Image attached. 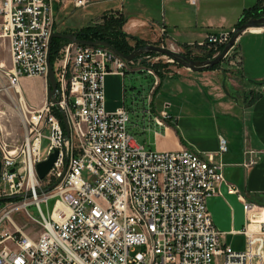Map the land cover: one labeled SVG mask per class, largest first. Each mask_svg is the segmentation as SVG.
Listing matches in <instances>:
<instances>
[{
	"label": "built area",
	"instance_id": "obj_1",
	"mask_svg": "<svg viewBox=\"0 0 264 264\" xmlns=\"http://www.w3.org/2000/svg\"><path fill=\"white\" fill-rule=\"evenodd\" d=\"M55 1L86 7L97 0H0V198L9 199L0 208V264H264V206L243 199L245 223L235 231L244 236L242 249L213 223L207 199L224 180L213 152L145 148L128 132L129 110L105 108V75L145 66L154 87L159 77L152 67L138 60L129 65L108 46L67 40L52 63L57 100L48 97ZM229 37L208 34L186 48L200 46L213 57ZM23 77L43 79L40 104L27 99ZM8 109L19 119L21 137H9ZM218 140L221 154L227 143ZM53 151L56 159L40 178L36 163ZM254 162L249 157L244 164ZM53 196L45 214L41 202ZM31 203L39 216L27 210ZM18 210L30 224L14 220Z\"/></svg>",
	"mask_w": 264,
	"mask_h": 264
},
{
	"label": "crops",
	"instance_id": "obj_2",
	"mask_svg": "<svg viewBox=\"0 0 264 264\" xmlns=\"http://www.w3.org/2000/svg\"><path fill=\"white\" fill-rule=\"evenodd\" d=\"M155 1L161 9L157 20L154 16H139L125 7L116 12L126 17L123 28L127 33L177 51H183L189 44L198 45L208 34L230 32L244 10L264 3V0ZM141 5H146L143 0ZM59 25L56 23L57 29ZM258 28L247 29L236 38L233 56L239 55L240 62L230 70L227 69L230 56L215 68L192 70L173 66V73L160 77L154 87L152 80L147 91L133 90L130 104L122 96L126 91L125 79L122 83L118 77L116 91L108 88L105 92L108 110L121 106L129 110L128 132L141 134V142L132 137L145 148L189 147L213 152L215 159L223 162L224 180L217 185L216 194L208 197L207 205L214 225L225 231L226 242L228 235L243 236L235 233L245 223L243 199L264 206V27ZM252 65L262 69L252 73ZM120 75L124 77L125 73ZM162 112L167 116L163 117ZM155 118L163 122L158 123ZM220 135L226 139L227 150L218 154ZM249 157L255 162L245 165ZM227 183L234 184L240 196L228 191Z\"/></svg>",
	"mask_w": 264,
	"mask_h": 264
},
{
	"label": "rangeland",
	"instance_id": "obj_3",
	"mask_svg": "<svg viewBox=\"0 0 264 264\" xmlns=\"http://www.w3.org/2000/svg\"><path fill=\"white\" fill-rule=\"evenodd\" d=\"M141 3H142V0H97V1H94L93 3H90L86 7H74L70 2H67L63 6L59 7V3L55 2L54 4L55 19H56V23L60 24L58 26V31L64 30V29L78 28L88 23L95 24L98 22H102V18L104 14L117 15L118 13L116 12V10H118V8L120 7L131 9L136 14H139V16H142V17L147 18V17L154 16L156 20L159 19L160 13H161L159 3H157L155 0H143V3L146 5H141ZM231 33L232 31H230V35ZM142 41L146 42L145 39H142ZM129 42L134 43L135 40L130 38ZM147 43L159 44L156 41H150ZM224 44L220 46L219 48L220 50L224 46ZM59 48H58V51H59ZM180 52H183L185 55L187 54V56L194 58V56L198 57V56L205 55L207 54V52L208 53L211 52V50L207 51V50H204L202 47L198 46V47H193V48H184V50ZM6 54L7 52L3 48L2 55L6 57ZM228 57H229L230 62L228 63L229 67H227V69L229 68L228 70H230L232 67H236L238 65V62L236 60L237 56L234 57L233 52H231L230 55H228ZM224 58L222 59L223 61L225 60ZM136 60L144 63V65H149L150 67H152L154 71L156 72V74L158 75L159 79L162 76L173 73L174 71L172 69L173 66H182L181 64L179 65L178 62L174 61L172 58L168 57L165 54L143 53L135 57L129 65H135ZM220 62H218V65L220 64ZM52 63L55 64V60H53ZM154 64L157 65L156 68ZM251 68H252L251 69L252 73H257L262 69L258 65H252ZM224 69H226V67ZM233 76H236V74L234 73ZM118 77L120 79V82H122V80L125 79V81L123 82L126 85V91L122 92V96H125L126 104L131 103V94L133 93V90L147 91L153 80L152 76L146 72L145 66H143V69L137 66H134V67L128 66L127 69L125 70L124 77L120 74L115 75L114 73L113 74L108 73L107 75H105L104 92H106L108 88L116 91L117 85H118ZM21 84H22L21 86H22L23 92L26 95L27 99L30 102L32 101L31 99H33L34 101L36 100L40 104V102L43 99V94H44L42 80L39 78H34V77H30V78L23 77L21 78ZM106 98L108 99V96H106L105 94V101H106ZM4 120H5V123H7L8 129L11 131L9 137L10 138L21 137V128L19 126V119L16 113L12 109H8L6 111V116L4 117ZM132 135L138 142H141L143 140V136H141V134L133 133ZM45 143L46 141L44 140L43 144ZM82 175L83 176L88 175V172L86 169L82 170ZM54 199L55 197L53 196V197H49L46 202H41V207L45 214H47V211L51 209ZM8 200L9 199L0 200V208L3 207V205ZM27 210L32 215L39 216V211L34 203L27 205ZM13 216H14V220L19 224L29 223L28 218L25 216L22 210L16 211L13 214ZM227 240L233 245L234 248L237 247L236 249H242L244 247L245 239L242 235H239V234L238 235H228Z\"/></svg>",
	"mask_w": 264,
	"mask_h": 264
},
{
	"label": "water",
	"instance_id": "obj_4",
	"mask_svg": "<svg viewBox=\"0 0 264 264\" xmlns=\"http://www.w3.org/2000/svg\"><path fill=\"white\" fill-rule=\"evenodd\" d=\"M252 26L264 27V15L250 17L246 21L242 22L237 27H235L229 39L226 41V43L221 48V50L216 55L210 58L209 57L208 58H191L185 55L184 53L180 51H176L170 47L163 46L160 44H153V43H147L145 45H141V46L134 48L129 53H123L122 51H120L118 48H116L106 39H86V38L78 37L76 32L74 31L68 32V33L54 31L52 32L49 38V44H48V50H47V67H48L47 78H46L47 95L52 100L54 101L57 100L54 96V93L56 90V79H55L54 69H53L52 63L50 62V58H49L50 45H51V40L53 37H62V38H66L67 40L75 41V42L82 43V44L108 46L112 48L125 61L133 60L138 55L153 51L159 54L167 55L168 57L172 58L174 61L180 63L182 66L188 67L192 70H199V69L210 67L220 62L224 58L228 50L231 48V46L234 44L236 38L243 31L249 29ZM223 35L224 33H221V36ZM61 116H62L65 129L66 131H68V124H67L65 113L61 112ZM56 155H57V152L53 151L48 155L46 159H43L36 163V170L40 178L44 177L45 174L48 172V170L51 168L53 161L56 159ZM51 186L52 185H50V187ZM4 199L5 197L0 198V200H4Z\"/></svg>",
	"mask_w": 264,
	"mask_h": 264
},
{
	"label": "trees",
	"instance_id": "obj_5",
	"mask_svg": "<svg viewBox=\"0 0 264 264\" xmlns=\"http://www.w3.org/2000/svg\"><path fill=\"white\" fill-rule=\"evenodd\" d=\"M264 15V3H258L246 10L242 13L238 21L236 22L237 27L242 22L246 21L248 18L253 16H260ZM126 20V17L122 15V13H118L117 15H103L102 22H98L95 24H86L83 26H80L78 28L74 29H64L59 30L60 32H76L77 36L80 38H86V39H106L108 40L112 45H114L116 48H118L123 53H129L134 48L145 45L147 42H143L142 39L136 35H132L127 33L123 28V24ZM132 38L135 40L134 43H130L129 39ZM66 38L62 37H53L51 40L50 45V62L55 59V55L58 51V48L61 44L66 42ZM212 52V51H211ZM211 52H207V54L202 56H194V58H206L211 56ZM149 54H159L156 52H147ZM187 55V54H186ZM180 65V63H178ZM217 64H214L207 68H215ZM155 68L157 67L156 64H154ZM59 114V113H58Z\"/></svg>",
	"mask_w": 264,
	"mask_h": 264
},
{
	"label": "bare ground",
	"instance_id": "obj_6",
	"mask_svg": "<svg viewBox=\"0 0 264 264\" xmlns=\"http://www.w3.org/2000/svg\"><path fill=\"white\" fill-rule=\"evenodd\" d=\"M254 27H259L258 29H261L262 28L261 26H252L249 29H253Z\"/></svg>",
	"mask_w": 264,
	"mask_h": 264
}]
</instances>
